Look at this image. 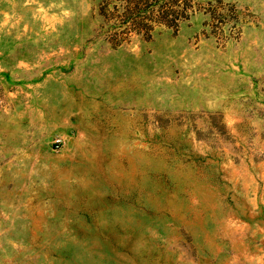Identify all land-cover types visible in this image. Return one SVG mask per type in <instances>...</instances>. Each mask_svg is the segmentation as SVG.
Segmentation results:
<instances>
[{
	"label": "rangeland",
	"instance_id": "obj_1",
	"mask_svg": "<svg viewBox=\"0 0 264 264\" xmlns=\"http://www.w3.org/2000/svg\"><path fill=\"white\" fill-rule=\"evenodd\" d=\"M100 1L0 0V264H264V0Z\"/></svg>",
	"mask_w": 264,
	"mask_h": 264
},
{
	"label": "trees",
	"instance_id": "obj_2",
	"mask_svg": "<svg viewBox=\"0 0 264 264\" xmlns=\"http://www.w3.org/2000/svg\"><path fill=\"white\" fill-rule=\"evenodd\" d=\"M199 6L197 0H101L99 28L117 45L133 32L149 37L156 25L177 29L180 20Z\"/></svg>",
	"mask_w": 264,
	"mask_h": 264
}]
</instances>
